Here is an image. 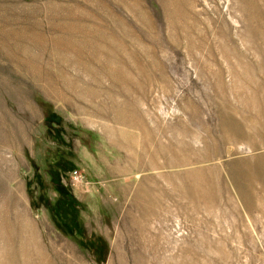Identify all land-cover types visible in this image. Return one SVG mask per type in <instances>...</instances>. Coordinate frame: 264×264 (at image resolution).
Masks as SVG:
<instances>
[{"label": "rangeland", "instance_id": "374dc122", "mask_svg": "<svg viewBox=\"0 0 264 264\" xmlns=\"http://www.w3.org/2000/svg\"><path fill=\"white\" fill-rule=\"evenodd\" d=\"M30 248L264 264V0H0V264Z\"/></svg>", "mask_w": 264, "mask_h": 264}, {"label": "bare ground", "instance_id": "6f19581e", "mask_svg": "<svg viewBox=\"0 0 264 264\" xmlns=\"http://www.w3.org/2000/svg\"><path fill=\"white\" fill-rule=\"evenodd\" d=\"M31 243H32V244H37L36 241H35V239H31ZM33 253H34V252H33L32 248H30L27 257L22 256L20 253H19V256H20L21 258L24 259V264H33L32 261L30 260V256H31V254H33ZM15 256H16V255L12 254V252H9V251H7V250H4V254H3V258H4V259H10V261H11V259H14Z\"/></svg>", "mask_w": 264, "mask_h": 264}]
</instances>
